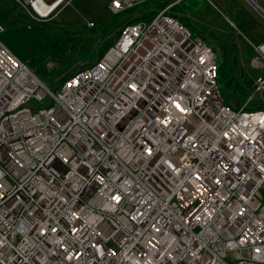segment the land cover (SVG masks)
<instances>
[{"label": "built area", "instance_id": "1", "mask_svg": "<svg viewBox=\"0 0 264 264\" xmlns=\"http://www.w3.org/2000/svg\"><path fill=\"white\" fill-rule=\"evenodd\" d=\"M168 8L54 89L0 41V264H264V74L227 105L216 53Z\"/></svg>", "mask_w": 264, "mask_h": 264}, {"label": "rangeland", "instance_id": "2", "mask_svg": "<svg viewBox=\"0 0 264 264\" xmlns=\"http://www.w3.org/2000/svg\"><path fill=\"white\" fill-rule=\"evenodd\" d=\"M3 1L0 0V41L51 89L60 83L61 78L68 77L93 63L118 38V30L116 31L113 26V20L116 18L108 9L109 0H64L59 2L60 5L47 17L38 21L33 19L34 23L22 6L23 9L19 5L6 6ZM43 1L51 3L55 0ZM144 1H167L169 4L179 2L177 0L141 2ZM211 2L219 10H214L210 2L208 3L207 11L217 12L216 18L213 17L217 30L213 28L212 30L219 32L221 36L219 40L207 34L210 45L217 55V61L223 67L218 86L223 97L232 101L236 107L242 106L254 93V77L257 74H264V70H256L249 65V59L253 55L251 43H256L258 39L254 31H263L264 34V23L244 0ZM256 2L264 9V0ZM139 8L141 7H136V11ZM235 9H239V13L242 9L240 20H234L236 29L226 20L227 11L234 15ZM211 11L208 13L213 14ZM206 15L207 13L195 17L196 22L204 25L202 18ZM122 16H126V13H122L118 19ZM89 22H92L93 26H89ZM248 22L249 29L246 28ZM204 26L208 31L209 27ZM243 61L241 66L240 63ZM259 96L255 94L247 108H251L254 103H260L262 99ZM260 193L264 202V186Z\"/></svg>", "mask_w": 264, "mask_h": 264}, {"label": "trees", "instance_id": "3", "mask_svg": "<svg viewBox=\"0 0 264 264\" xmlns=\"http://www.w3.org/2000/svg\"><path fill=\"white\" fill-rule=\"evenodd\" d=\"M3 3L6 6L11 4L15 7H18V5L12 0L10 2L8 0H4ZM167 5H169V2L167 1H156V2L144 1L141 3H137L130 8L123 10L122 12L114 14L113 16L116 19L113 20V26L117 31L119 26L122 25L123 23H127L130 21H137V20H146V21L150 20L157 14V12L160 9H163ZM207 6H208L207 0H180L178 3L173 4L168 8L169 10L168 13L176 17L182 24H184L189 29L192 36H200L208 45H210V41L208 40L207 34H209L210 37H215L221 40V36L219 32L212 30L211 27L208 28L207 31L204 25L201 24L199 25L195 20V17L201 16V14L204 13V10L206 9ZM136 7H141V8H139L138 11H136ZM19 10L21 9L19 8ZM124 12L126 13V16H122L120 19H118L119 16ZM238 12L239 9H235L233 12L235 16H233L231 15V13H229V11H227V16L229 17V19L236 20L238 18ZM31 22L34 23L33 21ZM222 68H223L222 64L217 61L218 85H219V78L223 74ZM65 79L66 77L61 78L60 82L64 81ZM235 86L236 85L233 86V93L235 92ZM234 97H235V93H234ZM223 100L230 107L236 108V106L232 101L227 100L225 97H223ZM251 108H259L264 110V104H262L261 102L260 103L257 102L254 103Z\"/></svg>", "mask_w": 264, "mask_h": 264}, {"label": "crops", "instance_id": "4", "mask_svg": "<svg viewBox=\"0 0 264 264\" xmlns=\"http://www.w3.org/2000/svg\"><path fill=\"white\" fill-rule=\"evenodd\" d=\"M49 1V0H48ZM51 1V0H50ZM111 0H109V2H110ZM180 1V0H179ZM208 1V3L210 2V4L212 5V8L214 7V10H216V11H219V10H217V8L215 7V5L214 4H212V2H211V0H207ZM245 2H246V4H247V6H249V8H252L251 6H250V4L246 1V0H244ZM254 2H256V0H253ZM52 2V1H51ZM109 2H108V9H109ZM257 3V2H256ZM258 4V3H257ZM60 5V4H59ZM261 7V6H260ZM208 8H209V6H208ZM234 8V7H233ZM262 8V7H261ZM253 9V8H252ZM254 11H255V13L259 16V18L261 19V21L264 23V21L262 20V17L259 15V13L255 10V9H253ZM109 11H110V9H109ZM208 11H211V10H208ZM208 11H207V7H206V9L204 10V12L205 13H207V15H206V17L205 18H202L203 20H204V22H205V24L204 25H206L207 27H211V29L213 28V29H216L217 30V27L216 26H214L215 24H214V22H215V18H216V14L215 13H217V12H215V11H211L213 14H209L208 13ZM232 12V11H231ZM205 13H202L201 14V16H204V14ZM241 14H242V9H241V11H240V13L238 12V18L236 19V20H240V17H241ZM233 16H235V15H233ZM213 17H214V19H213ZM229 18V17H228ZM228 18H226V20L228 19ZM245 18H246V20H247V16H245ZM229 20V19H228ZM235 20V21H236ZM230 21H233V23H234V20H230ZM250 23L248 22L247 23V25H246V28H248V27H250V26H248ZM249 29V28H248ZM254 33H256L257 35H258V39H256V43H254V44H258V43H260L262 40H264V34H263V31H254ZM259 33V34H258ZM249 55V54H248ZM242 57H243V55H241ZM252 56V55H251ZM250 56V57H251ZM244 63V61L242 62V63H240V65L242 66V64ZM241 75H242V71H241ZM258 75V74H257ZM261 99H262V101H260L262 104H264V92H263V94L261 95V96H259Z\"/></svg>", "mask_w": 264, "mask_h": 264}, {"label": "bare ground", "instance_id": "5", "mask_svg": "<svg viewBox=\"0 0 264 264\" xmlns=\"http://www.w3.org/2000/svg\"><path fill=\"white\" fill-rule=\"evenodd\" d=\"M64 0H55V1H53V2H51V3H45L43 0H40V2H41V5H40V7H38V6H36V9H37V11L39 12V13H41L42 15H46V13H49V12H51L52 10H54L60 3L59 2H63ZM142 1V0H141ZM140 1V2H141ZM177 1H179V0H177ZM139 3V2H138ZM173 5V3H171V4H169V5H167V6H172ZM257 10H259L258 8H257ZM113 14V13H112ZM114 15V14H113ZM90 23H92V22H89L88 23V25L90 24ZM90 26V25H89ZM91 26H93V23H92V25ZM256 84V82H254V80H253V87L255 88V84ZM218 84V83H217ZM218 88H219V86H218ZM250 103V101H248L247 102V105ZM236 104H237V101H236Z\"/></svg>", "mask_w": 264, "mask_h": 264}, {"label": "water", "instance_id": "6", "mask_svg": "<svg viewBox=\"0 0 264 264\" xmlns=\"http://www.w3.org/2000/svg\"><path fill=\"white\" fill-rule=\"evenodd\" d=\"M246 1L250 4V6H251L253 9H256V11H257L258 6H257V5L255 6V3H254L253 0H246ZM254 6H255V7H254ZM258 9H260V8H258Z\"/></svg>", "mask_w": 264, "mask_h": 264}]
</instances>
